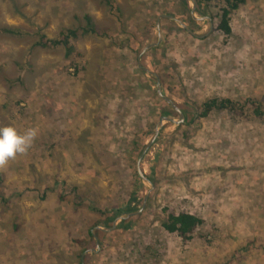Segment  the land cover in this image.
Returning <instances> with one entry per match:
<instances>
[{"label":"rangeland","instance_id":"rangeland-1","mask_svg":"<svg viewBox=\"0 0 264 264\" xmlns=\"http://www.w3.org/2000/svg\"><path fill=\"white\" fill-rule=\"evenodd\" d=\"M116 1L122 16L102 0H0V127L37 132L26 152L0 165V193L6 199L0 201V264H156L134 249V239L126 243V232L95 235L99 244L105 241L99 248L95 237L85 251L78 243L90 240L88 228L99 219L91 208L108 202L123 206L137 186L136 210L128 218L146 213L136 219L138 230L163 239L157 264H264V121L251 111L236 118L214 111L198 119L195 111L184 110L179 125L151 74L178 107L212 98L261 100L264 0H250L233 12L230 36L215 31L219 2L210 5L208 15L195 13V19L187 0L193 20L201 23L192 28L180 19L187 14L180 0ZM165 7L176 15L160 14ZM86 14L112 38L81 35L75 41L82 54L77 59L67 57L63 46L37 45L41 33L53 39L84 25ZM165 18L183 31L174 29L163 45L169 76L164 87L154 70L156 53L147 60L141 53L161 45ZM140 28H153L156 39L136 55L127 38ZM163 107L177 115H162ZM140 113L155 123L140 165L147 179L156 154L164 158L157 186L142 178L126 183L127 148L141 125ZM182 126L193 127L188 142L176 135ZM63 182L82 186L87 203L61 199L69 192ZM166 207L205 218L208 241L184 244L177 235L161 234ZM120 221L92 232L113 233Z\"/></svg>","mask_w":264,"mask_h":264},{"label":"trees","instance_id":"trees-1","mask_svg":"<svg viewBox=\"0 0 264 264\" xmlns=\"http://www.w3.org/2000/svg\"><path fill=\"white\" fill-rule=\"evenodd\" d=\"M196 3V14L200 15H208L210 13V5L213 2H219L223 4L220 8V12L217 15L219 21L217 26H215V31L218 33H222L226 36H230L233 32L231 26V19L232 14L234 11L240 9L242 6L246 5L250 0H194ZM115 14L122 16V10L116 0H102ZM180 8L183 9V12H187L181 16V20L189 25L190 27L194 28V25H200V22L194 21L191 14H190V5L187 0H180ZM174 10H168L163 8V12H159L160 14H168V15H176ZM158 13V14H159ZM120 17V16H119ZM85 24L81 25L77 28H67L63 31H60L57 38L49 39L45 34H40V38L37 42V45L42 48H52L63 46L65 49V54L67 57L74 56V58H80L82 54L75 49V41L82 37L91 34H101L107 37L112 38L110 30L107 28H99L94 24L93 19L90 15L86 14L84 16ZM164 23L163 27V35H162V43L157 47H154L152 50L148 51L143 55L144 59H149L153 53L155 59H157V63L154 66V70L159 72V75L162 80V84L165 87V84L168 82L166 81L169 76L167 74V69L165 63L162 60L163 56V49L167 42V39L170 37V33L174 30L183 31L176 23L169 21L167 18L162 20ZM2 32L9 33L12 35L22 34L18 28H1ZM132 38H127V40L132 44V50L136 55H138L141 50L149 44L152 40L156 39L153 28H140L139 30H132L131 32ZM82 35V36H81ZM134 43V45H133ZM162 49V54L159 53V57L157 55L158 51ZM158 57V58H157ZM72 64L78 70V63L74 62ZM157 95V93L155 92ZM158 96V95H157ZM163 101V100H162ZM165 103V101H163ZM165 105H167L165 103ZM180 109L183 110H192L191 112L194 113L198 119L207 118L210 116L214 111L222 112L228 116L233 118L236 117H244L249 111L253 113L256 118H259L264 121V96H262L261 100H257L255 98H248L243 102L233 101L229 98H212L209 99L202 104H193L187 105L184 103L183 105L179 106ZM162 115L168 116L170 114L177 115L174 111L168 110L166 107H163L161 111ZM140 123L139 127L134 128V138L130 141L128 148H127V167L125 168L126 175L129 174L126 178V183L128 185L136 183L135 179L138 180L140 183L141 176L137 169V166L134 165V162L138 160L142 152L144 151V147L146 145V141L148 140V135L152 133L154 130L155 123L150 122L149 114L147 113H140ZM167 120V119H166ZM169 121V120H168ZM172 122V121H171ZM196 122V121H195ZM182 131H176V135H178L180 139H186L187 142L190 139L189 136L193 127H185L182 126ZM136 158L134 159V157ZM125 158V157H124ZM163 156L161 157L156 154L155 159L152 163L149 164L150 174L148 175V179L155 185H158V178L157 176V167L160 161H163ZM129 162V165H128ZM129 169V170H128ZM141 185V184H140ZM64 191H69L68 194H63L61 199H68L71 197L77 205H81L82 201L86 202V198L88 197L87 194L80 190H85L82 186L76 184H68L63 182ZM138 186L136 187V190ZM136 190H130L125 196V201H121L120 203L123 206H117V203L113 204V202H108L105 206H98L96 208H91L95 213H99V219L92 225V227L88 228V236L90 238L89 241L78 240V243L84 244L85 248L83 251L89 249L91 244L94 243L95 235L102 237L106 236L109 237V234L113 235L114 233H121L126 232L128 235L126 239V243L130 239L133 240L134 249L148 258L153 263H158L159 257L164 253V246H162V240L160 237L153 238L149 237L147 231L143 229V231L138 230V224L136 223V219L139 217L145 216L146 213L140 214V216L135 218H126L122 219L119 224L117 225L116 230L113 233L103 232L100 230H96L95 233L92 232L93 228L96 226H102L105 228H112L114 222L124 214L131 213L136 210V208L132 207L134 203V199L136 198ZM88 193V192H87ZM81 200V202H78ZM0 201L5 202V197L1 196L0 193ZM126 202V203H125ZM92 211V210H91ZM147 212V211H146ZM163 213L165 215V219L161 223V234L167 235H177L184 244H191L197 242L199 240L208 241V232L206 231V220L202 216L196 215L192 212L187 211H178L171 207H166L163 209ZM85 225V224H84ZM107 242V241H106ZM105 241H100L103 247ZM82 254V252H81ZM88 258L85 256V259Z\"/></svg>","mask_w":264,"mask_h":264},{"label":"clouds","instance_id":"clouds-1","mask_svg":"<svg viewBox=\"0 0 264 264\" xmlns=\"http://www.w3.org/2000/svg\"><path fill=\"white\" fill-rule=\"evenodd\" d=\"M36 135L35 129H28L21 134L14 127H0V165L5 164L18 153L26 152Z\"/></svg>","mask_w":264,"mask_h":264},{"label":"water","instance_id":"water-1","mask_svg":"<svg viewBox=\"0 0 264 264\" xmlns=\"http://www.w3.org/2000/svg\"><path fill=\"white\" fill-rule=\"evenodd\" d=\"M192 3H193V8H192V10H191V13H192V15H193V17L195 18V19H198V18H196L194 15H195V13H196V3H195V1L194 0H190ZM207 18V17H206ZM158 25V27H157V29L159 30L160 28H159V22L157 23ZM180 24L182 25V27L183 28H185L189 33H191V34H194V32L190 29V28H188V26L187 25H185V24H183V23H181L180 22ZM160 35H159V41L158 42H160ZM158 45V43L157 44H152L151 46H149L148 48H146L145 50H143V52L141 53V56H143L151 47H154V46H157ZM143 69L145 70V71H148L146 68H144L143 67ZM152 75H154L156 78H157V81H158V93H159V95L160 96H162L163 97V99L173 108V110H175V112L179 115V117H180V121H178V122H176V123H178L179 125L180 124H182V122H184V120H185V112H187V111H184V110H181L178 106H177V104L175 103V102H173L170 98H168L167 96H165L164 94H163V92L161 91V81H160V78L158 77V75L157 74H155V73H151ZM164 119H167V120H170V121H173L171 118H168V117H162L161 118V120H164ZM159 132H160V129H157L156 130V134H155V138L158 136V134H159ZM154 138V139H155ZM148 151V148H146L144 151H143V153H142V155H141V157L139 158V161H138V171H139V174H140V176H141V178L143 179V180H145V181H148V179L144 176V174H143V171L141 170V167H140V165H141V162H142V160H143V158H144V156L146 155V152ZM132 214H134V213H128V214H125V215H123L122 217L120 216L119 218H121V220L122 219H126V218H128V217H130V216H132ZM118 218V219H119ZM116 227V224L114 225V228ZM95 238H96V240H97V246H98V248L100 247V244H99V241H98V239H97V237L95 236ZM82 257H84V254L82 255ZM83 263V262H82Z\"/></svg>","mask_w":264,"mask_h":264}]
</instances>
